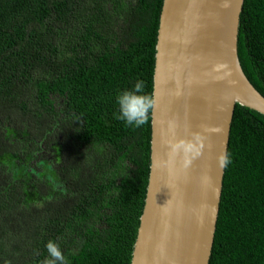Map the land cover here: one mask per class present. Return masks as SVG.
I'll use <instances>...</instances> for the list:
<instances>
[{
    "label": "trees",
    "instance_id": "obj_1",
    "mask_svg": "<svg viewBox=\"0 0 264 264\" xmlns=\"http://www.w3.org/2000/svg\"><path fill=\"white\" fill-rule=\"evenodd\" d=\"M164 0H0V264H131L151 166L152 111L118 120L117 94L153 97ZM239 56L264 95V0H245ZM209 264H264V114L237 104Z\"/></svg>",
    "mask_w": 264,
    "mask_h": 264
},
{
    "label": "water",
    "instance_id": "obj_2",
    "mask_svg": "<svg viewBox=\"0 0 264 264\" xmlns=\"http://www.w3.org/2000/svg\"><path fill=\"white\" fill-rule=\"evenodd\" d=\"M245 0H164L154 68L151 166L131 264H209L237 104L264 114L239 56ZM202 135L187 162L172 143Z\"/></svg>",
    "mask_w": 264,
    "mask_h": 264
},
{
    "label": "clouds",
    "instance_id": "obj_3",
    "mask_svg": "<svg viewBox=\"0 0 264 264\" xmlns=\"http://www.w3.org/2000/svg\"><path fill=\"white\" fill-rule=\"evenodd\" d=\"M143 81H136L131 89H125L117 94L116 102L119 106L118 120L123 121L126 126L140 128L149 120L150 112L155 106L154 98L145 93ZM203 137L200 133H193L191 139L179 140L172 143L174 153H182L190 163L192 158L199 156L204 147ZM231 154L223 153L219 157V166L226 168L231 163ZM48 257L42 264H68L65 255L60 249L57 241L49 239L45 245Z\"/></svg>",
    "mask_w": 264,
    "mask_h": 264
}]
</instances>
